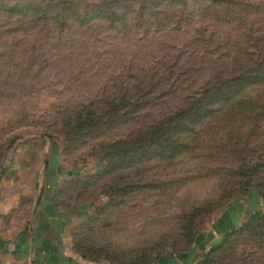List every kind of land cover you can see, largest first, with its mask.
Instances as JSON below:
<instances>
[{"label":"rangeland","instance_id":"1","mask_svg":"<svg viewBox=\"0 0 264 264\" xmlns=\"http://www.w3.org/2000/svg\"><path fill=\"white\" fill-rule=\"evenodd\" d=\"M46 198L90 212L88 264L180 259L229 212L212 264H264V0H0V242Z\"/></svg>","mask_w":264,"mask_h":264},{"label":"crops","instance_id":"2","mask_svg":"<svg viewBox=\"0 0 264 264\" xmlns=\"http://www.w3.org/2000/svg\"><path fill=\"white\" fill-rule=\"evenodd\" d=\"M46 195L52 196L53 193ZM51 201L52 199L47 198L43 200L41 209L35 215L34 225L28 233L22 232L20 238L17 236L15 241L9 243L0 242L2 264H88L76 254L74 234L87 221L90 212H84L79 217L56 213ZM241 215L238 212L221 215L213 222L212 229L198 238V248L180 259L166 258L164 263L203 264L205 255L218 245L223 235L238 227L235 224L239 219L244 221Z\"/></svg>","mask_w":264,"mask_h":264},{"label":"trees","instance_id":"3","mask_svg":"<svg viewBox=\"0 0 264 264\" xmlns=\"http://www.w3.org/2000/svg\"><path fill=\"white\" fill-rule=\"evenodd\" d=\"M204 105H205V103H203L202 101L200 102V101H198V102H196V104L194 105V107H192V109L190 110V112L188 113V114H191V113H193V112H195L196 110H198L197 109V107H200V108H203L204 107ZM226 104H223L222 106H225ZM206 107V106H205ZM211 114H209V113H204L203 115H201L202 117H204V118H206V117H209ZM204 118H202V119H204ZM151 142V141H150ZM151 144L153 145V146H155L152 142H151ZM135 152L137 153L138 151L135 149ZM141 152V151H140ZM142 154V153H141ZM79 232V231H78ZM231 235H233V233L231 234ZM231 235H229V237L231 236ZM78 239H79V235H77V232L74 234V246H75V250L77 251H79L80 249H78L77 248V245L78 244H80L79 243V241H78ZM222 246H219V247H215V248H213L211 251H209L206 255H205V258H204V261H203V264H212L213 263V256H214V254H215V252H217V250H219L220 248H221ZM164 260L165 259H162V260H160L158 263H152V264H161V263H164ZM112 264V263H111Z\"/></svg>","mask_w":264,"mask_h":264},{"label":"built area","instance_id":"4","mask_svg":"<svg viewBox=\"0 0 264 264\" xmlns=\"http://www.w3.org/2000/svg\"><path fill=\"white\" fill-rule=\"evenodd\" d=\"M102 264H110V263L105 262V263H102ZM161 264H178V263H161Z\"/></svg>","mask_w":264,"mask_h":264},{"label":"water","instance_id":"5","mask_svg":"<svg viewBox=\"0 0 264 264\" xmlns=\"http://www.w3.org/2000/svg\"><path fill=\"white\" fill-rule=\"evenodd\" d=\"M41 199H42V195H41V197H40L39 200H38L37 206L40 205V203H41Z\"/></svg>","mask_w":264,"mask_h":264}]
</instances>
